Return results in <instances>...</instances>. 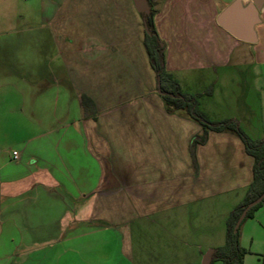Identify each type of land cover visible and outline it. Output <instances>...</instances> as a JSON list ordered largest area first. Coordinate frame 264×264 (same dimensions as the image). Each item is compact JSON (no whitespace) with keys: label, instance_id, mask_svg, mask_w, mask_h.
Listing matches in <instances>:
<instances>
[{"label":"crops","instance_id":"1","mask_svg":"<svg viewBox=\"0 0 264 264\" xmlns=\"http://www.w3.org/2000/svg\"><path fill=\"white\" fill-rule=\"evenodd\" d=\"M232 1L150 0L165 69L180 85L183 75L190 74L193 84L203 85L199 93L210 90L203 96H214L219 71L233 72L248 85L257 78L263 120L261 136L254 139L264 140V25L257 29L256 44L233 38L216 23ZM80 2L70 4L76 13H56L50 23L63 78L69 90L80 86L82 123L74 132L82 144L63 143L61 129L56 144L40 146L35 163L23 164L22 151L14 160L11 152L10 162L24 169L0 183V213H16L5 221L15 222L22 236L15 242L4 239L2 264H146L144 256L124 251L125 213L147 214L129 225L141 220L154 224L159 216L169 229L180 220L172 212L201 208L205 199L236 191L228 215L252 179L253 161L237 136L209 132L205 143L192 147L203 128L166 109L142 46L143 20L132 0H93L89 6ZM227 79L234 82L233 76ZM83 96L89 100L86 106ZM234 102L242 108L239 114L219 120L231 118L252 133L256 123L247 100ZM124 137L133 150L129 170L121 168L119 156L110 150L113 143L127 142ZM157 142L161 148L167 143L168 150H160ZM73 154L82 159H71ZM99 195L106 199L99 201ZM127 195L135 200L134 208L124 205ZM173 237L178 238L175 243H186L184 232ZM239 245L246 251L242 264H264V204L243 224ZM148 260L156 263L155 256Z\"/></svg>","mask_w":264,"mask_h":264},{"label":"rangeland","instance_id":"2","mask_svg":"<svg viewBox=\"0 0 264 264\" xmlns=\"http://www.w3.org/2000/svg\"><path fill=\"white\" fill-rule=\"evenodd\" d=\"M84 1L89 6L93 0H81L80 6ZM72 2L73 0H0V183L4 179L18 176L24 169L16 166L15 161L10 162L12 151L23 152V164L35 163L32 161H35L36 152L40 146L51 147L56 144L61 129L65 130L62 134L63 143L70 140L75 144H82L74 132V129L82 123L78 89L80 86H74L69 90L68 83L63 78L64 75L60 68L61 59L56 55V44L53 42L52 24L50 23L56 13H76L77 10L70 11ZM82 11L87 13L85 10ZM232 73L226 70L219 71L216 77L218 81L215 87L216 95H202L199 99V108L202 106L208 115V120L220 121L219 119L223 117L238 115L242 108L233 106L232 102L239 100L238 105H240L245 99L254 115L253 124H256L253 125L255 130L252 133L246 131L244 126L241 127L248 137L252 139L260 137L259 128L260 121L263 120V109L261 95L259 90L257 91L258 80L254 78L256 80L253 79L252 84L249 81L248 85L238 76L235 78ZM227 76H233L234 82L230 83ZM193 80L190 74L183 75V83H181L182 86L180 85L183 93L200 94L203 85L200 83L195 85L192 83ZM248 87L253 88L251 93L248 92ZM166 109L185 114L183 111H174L167 106ZM187 118L191 120L188 116ZM124 138L127 142L113 143L110 150L114 155L119 156L118 160L122 163L121 168L129 170L130 167L126 163L132 160L133 150L130 148V140ZM167 143H163L166 150H168L165 146L168 145ZM160 146V150H163ZM59 151L64 153L62 148H59ZM49 154L51 155L52 151H49ZM70 158L82 159L80 154L75 157L73 154ZM127 184L132 190V182L128 181ZM125 190L129 192L128 189ZM237 193L236 191L223 192L213 198L205 199L207 201L201 205V208L194 206L181 209L179 212H172V215L176 214L180 220H178V226L174 224V227L169 229L164 228V221H158L161 218L159 216L154 224L141 220L136 222V225H129L128 221L146 217L147 214L125 213L122 218L127 225L122 229L124 231V251L128 254H136L138 258L144 256L146 264L152 263L148 260V257L151 260L152 256L156 259L154 264H200V253L204 254L209 249L223 245L225 220L229 215H227L229 209L233 207L237 199ZM97 197L99 201L106 199V196ZM122 199L125 206L135 207V200L132 197L127 195ZM196 208H199V216L194 217ZM190 215L193 217L190 218ZM11 216L16 218L17 215L15 212L0 213V264H2V255L7 249L5 246L7 241L4 242V239L10 237L15 242L14 239L18 240L22 236L15 222L6 223L5 220ZM245 221L239 226L238 232L242 230ZM159 223L162 226L158 225ZM192 228L195 231L189 234ZM182 232L186 235L183 237L186 243H175L174 241L178 238L175 239L173 236H178ZM213 264L220 263L214 262Z\"/></svg>","mask_w":264,"mask_h":264},{"label":"trees","instance_id":"3","mask_svg":"<svg viewBox=\"0 0 264 264\" xmlns=\"http://www.w3.org/2000/svg\"><path fill=\"white\" fill-rule=\"evenodd\" d=\"M147 2L150 6V14L145 17V24L150 34L148 35L143 31L142 46L149 67L159 81L160 91L162 93L161 97L166 106L174 111H183L191 120L195 121L203 128L201 135L193 139L192 147L197 144L205 143L209 132H228L234 134L241 140L244 152L251 157L253 161L251 182L246 188L242 201L229 213L225 221L224 243L222 246L214 249V254L210 263L242 264L243 256L246 251L239 245V229L236 233H233V227L243 208L264 193V140L248 137L233 119H223L220 121L208 120L205 113L199 108V99L203 94H209L210 90L203 92V94L200 93L195 95L183 93L178 81L165 69L164 48L159 45L160 41L154 25V16L156 12L150 0H147ZM87 103H89V100L83 96L81 98L82 106H86ZM263 204L264 198L261 203L257 204L246 213L241 224L246 219L252 218L254 212Z\"/></svg>","mask_w":264,"mask_h":264},{"label":"water","instance_id":"4","mask_svg":"<svg viewBox=\"0 0 264 264\" xmlns=\"http://www.w3.org/2000/svg\"><path fill=\"white\" fill-rule=\"evenodd\" d=\"M132 3L135 11L142 17L144 31L149 35V30L145 24V17L150 14V6L147 0H132ZM263 9L264 0H233L219 13L216 18V23L233 38L244 43L256 44L258 41L257 29L264 25V21L261 18ZM159 45L161 46V44ZM157 93L161 94L158 80ZM263 198L264 193L243 208L234 224L233 233L238 231L246 213L261 203ZM213 254L214 249L206 251L201 257L200 264H210Z\"/></svg>","mask_w":264,"mask_h":264},{"label":"built area","instance_id":"5","mask_svg":"<svg viewBox=\"0 0 264 264\" xmlns=\"http://www.w3.org/2000/svg\"><path fill=\"white\" fill-rule=\"evenodd\" d=\"M12 159H14V160H17L18 159V154H17V152H12Z\"/></svg>","mask_w":264,"mask_h":264},{"label":"flooded vegetation","instance_id":"6","mask_svg":"<svg viewBox=\"0 0 264 264\" xmlns=\"http://www.w3.org/2000/svg\"><path fill=\"white\" fill-rule=\"evenodd\" d=\"M160 92H161V91H160ZM161 94H162V93H161ZM161 94H160V95H161Z\"/></svg>","mask_w":264,"mask_h":264}]
</instances>
